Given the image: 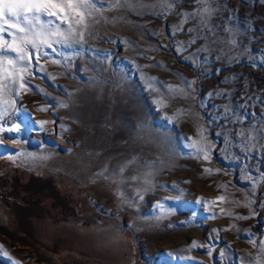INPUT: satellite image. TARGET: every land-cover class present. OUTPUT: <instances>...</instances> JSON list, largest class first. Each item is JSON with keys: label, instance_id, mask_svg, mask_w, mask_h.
I'll return each mask as SVG.
<instances>
[{"label": "rangeland", "instance_id": "1", "mask_svg": "<svg viewBox=\"0 0 264 264\" xmlns=\"http://www.w3.org/2000/svg\"><path fill=\"white\" fill-rule=\"evenodd\" d=\"M205 6H105L83 45L33 67L17 102L46 139L31 120L0 134V264H264V0L179 14ZM200 128L207 160L188 146Z\"/></svg>", "mask_w": 264, "mask_h": 264}, {"label": "snow or ice", "instance_id": "2", "mask_svg": "<svg viewBox=\"0 0 264 264\" xmlns=\"http://www.w3.org/2000/svg\"><path fill=\"white\" fill-rule=\"evenodd\" d=\"M195 2L206 6L197 12L179 13L185 17L184 23L196 18H200L203 22L215 11L211 7L212 0H195ZM179 3L180 0H160L159 5L149 3L148 0H113L111 3L109 0H0V134H7L9 138L17 139L24 130L25 122L29 120L32 121L36 131L45 130L44 125L47 121H35L23 105L18 106L17 98L34 90L29 84V78L35 76L32 69L36 67L42 70L41 59L59 54L54 45L71 48L74 45L84 44L86 35H90L94 24L99 22L96 17L101 14L105 6L110 10L125 9L138 16L148 13L159 18L154 11L157 6L172 9ZM116 19L122 18H113L112 21L106 19V22H114ZM181 31L192 30L178 26L176 32ZM177 43L185 47L182 42ZM194 43L196 41L192 40L188 46ZM53 62L59 63L56 60ZM192 66L199 67L196 64ZM193 83L195 81L188 82L189 87ZM168 88L177 95L185 96L183 89L173 88L171 85ZM67 106L60 105V107ZM9 115L16 120V123L9 124L7 120ZM13 132L16 133V137L11 136ZM257 132L264 137V129ZM198 133L200 139L192 140L188 146L194 150L197 157L207 160L210 149L205 143L204 129H198ZM240 135L243 136V133ZM0 147L7 148L2 140ZM120 171L123 172L124 169L121 168ZM152 175L151 172L145 174L146 183L150 182L149 178ZM218 199L223 200L224 197ZM4 255L7 256V253ZM208 255L211 256L212 252L209 251Z\"/></svg>", "mask_w": 264, "mask_h": 264}, {"label": "bare ground", "instance_id": "3", "mask_svg": "<svg viewBox=\"0 0 264 264\" xmlns=\"http://www.w3.org/2000/svg\"><path fill=\"white\" fill-rule=\"evenodd\" d=\"M48 127H50L52 130H54V132L56 133V135H54V137H50V139L53 140V141H55L57 144H61V145H62L64 142L62 143V141H61V138H62V137L60 136V132H59V130H58L55 126H51V125H50V126H48ZM46 128H47V127L44 126V129H45V130H46ZM45 130H44L43 132H39V131H37V134H38L37 137L40 138V142H41V138L46 139V138H45V136H46V134H45ZM33 131H36V130L33 129ZM34 133H35V132H34ZM61 133H62V132H61ZM62 134H63V133H62ZM62 134H61V135H62ZM35 136H36V133H35ZM42 142H43V141H42ZM5 144H6L8 147L11 146V145H13V144L10 142V140H7V141L5 142ZM63 145H64V144H63ZM14 146H15V145H14ZM9 153L12 154V151L9 150ZM17 214H18V213H17Z\"/></svg>", "mask_w": 264, "mask_h": 264}]
</instances>
